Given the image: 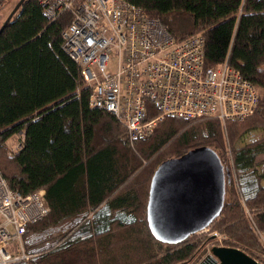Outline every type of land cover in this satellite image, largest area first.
Instances as JSON below:
<instances>
[{
    "label": "trees",
    "instance_id": "obj_1",
    "mask_svg": "<svg viewBox=\"0 0 264 264\" xmlns=\"http://www.w3.org/2000/svg\"><path fill=\"white\" fill-rule=\"evenodd\" d=\"M131 1L177 39L202 33L207 66L228 60L262 89L255 113L225 126L241 183H228L210 227L264 263V188L243 180L264 159V0ZM71 21L68 12L49 21L40 0H24L0 33V171L22 194L44 190L50 209L27 226L33 257L15 264H196L212 237L158 240L147 219L150 184L160 163L190 149L207 145L223 158L222 122L168 116L148 138L133 141L125 127L122 138L116 117L90 106L91 88L64 49ZM20 131L25 141L11 152ZM248 134L258 140L243 144Z\"/></svg>",
    "mask_w": 264,
    "mask_h": 264
},
{
    "label": "built area",
    "instance_id": "obj_2",
    "mask_svg": "<svg viewBox=\"0 0 264 264\" xmlns=\"http://www.w3.org/2000/svg\"><path fill=\"white\" fill-rule=\"evenodd\" d=\"M40 3L49 21L70 13L64 49L91 88L90 106L113 114L133 141L150 137L168 116L217 119L226 126L251 117L258 108V86L228 60L206 65L200 32L177 39L160 18L131 0ZM18 138L11 152L20 150L25 132ZM234 166L232 159L229 168ZM49 211L44 190L22 194L9 187L0 171V264L33 257L24 238L27 226Z\"/></svg>",
    "mask_w": 264,
    "mask_h": 264
},
{
    "label": "water",
    "instance_id": "obj_3",
    "mask_svg": "<svg viewBox=\"0 0 264 264\" xmlns=\"http://www.w3.org/2000/svg\"><path fill=\"white\" fill-rule=\"evenodd\" d=\"M23 2L16 3L0 33ZM231 180V171L207 145L164 160L150 184L147 219L152 234L162 242L178 243L205 230L220 216ZM198 264L264 263L240 248L215 245Z\"/></svg>",
    "mask_w": 264,
    "mask_h": 264
},
{
    "label": "rangeland",
    "instance_id": "obj_4",
    "mask_svg": "<svg viewBox=\"0 0 264 264\" xmlns=\"http://www.w3.org/2000/svg\"><path fill=\"white\" fill-rule=\"evenodd\" d=\"M3 2H5V1H3ZM17 2H18V0H6L3 7L0 9V26L2 25V22L5 20V18L8 16V14L12 11V9L14 8V6L16 5ZM112 64H113V61L109 65L110 68L112 67ZM262 68H264V65L262 66ZM260 93L263 95L262 89H261ZM159 127H160V125L158 124L154 130V133L157 130V128H159ZM202 129H203V131H207V125L203 124ZM222 130H223V134H224L225 139H226V149H225V154H224V157L222 158V160H223V163L225 164V166L229 167L230 164L232 165V159H234V154H233V151H232L230 144L228 143L227 130H226L225 125H222ZM256 137L257 136H253V138H256ZM251 138H252V136L248 135L246 137V141H250ZM18 141H19V138H18V134H17L16 136H14V139L12 138L10 140V143H9L10 150L12 149V147H15V145ZM243 144H246V143L243 141ZM228 190H229V186L227 183V192H228ZM227 198H228V196L226 194V199ZM199 233H202L201 235H203V234L206 235V237H212V239L210 240L208 245L205 246V248L207 249V253L205 255H203L199 259V261L196 262V264H198L208 253H211V249L213 246H215V245L227 246L224 244V240H225L226 235L220 233L218 230H213L210 226L207 227L205 230L200 231ZM208 241L209 240L206 239V243Z\"/></svg>",
    "mask_w": 264,
    "mask_h": 264
},
{
    "label": "flooded vegetation",
    "instance_id": "obj_5",
    "mask_svg": "<svg viewBox=\"0 0 264 264\" xmlns=\"http://www.w3.org/2000/svg\"><path fill=\"white\" fill-rule=\"evenodd\" d=\"M256 140H258V138L257 139L251 138L250 143H253ZM228 170H230L229 167H228ZM230 171H231V177H232L231 181H235L237 186L240 185L241 182L239 181L240 179H239V171H238L237 165L235 164V166ZM253 172L254 174H249L248 172L245 173L244 175L245 179H243L244 183L246 181V184H247L248 181H253L254 179H256L257 180L256 185L257 187H259L258 190L264 188V159L261 162L255 163ZM249 175H251L252 177L246 178ZM254 175H255V178H254ZM247 213L250 215L249 208L247 209Z\"/></svg>",
    "mask_w": 264,
    "mask_h": 264
},
{
    "label": "crops",
    "instance_id": "obj_6",
    "mask_svg": "<svg viewBox=\"0 0 264 264\" xmlns=\"http://www.w3.org/2000/svg\"><path fill=\"white\" fill-rule=\"evenodd\" d=\"M120 127V131H121V133H122V135L123 136H121L122 138H124V136H125V129H124V126L121 124V126H119ZM248 135H250V134H248ZM247 135V136H248ZM13 139H14V137H13ZM251 142V139H250V141H246V138H245V143L246 144H249Z\"/></svg>",
    "mask_w": 264,
    "mask_h": 264
},
{
    "label": "clouds",
    "instance_id": "obj_7",
    "mask_svg": "<svg viewBox=\"0 0 264 264\" xmlns=\"http://www.w3.org/2000/svg\"><path fill=\"white\" fill-rule=\"evenodd\" d=\"M225 165V164H224ZM228 169V168H227Z\"/></svg>",
    "mask_w": 264,
    "mask_h": 264
}]
</instances>
